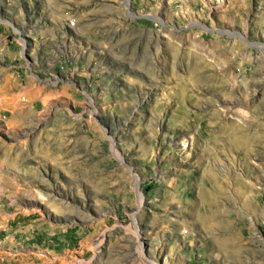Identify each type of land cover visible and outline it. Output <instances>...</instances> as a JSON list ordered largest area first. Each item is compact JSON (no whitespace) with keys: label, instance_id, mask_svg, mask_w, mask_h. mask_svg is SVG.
Instances as JSON below:
<instances>
[{"label":"rangeland","instance_id":"374dc122","mask_svg":"<svg viewBox=\"0 0 264 264\" xmlns=\"http://www.w3.org/2000/svg\"><path fill=\"white\" fill-rule=\"evenodd\" d=\"M0 264H264V0H0Z\"/></svg>","mask_w":264,"mask_h":264}]
</instances>
